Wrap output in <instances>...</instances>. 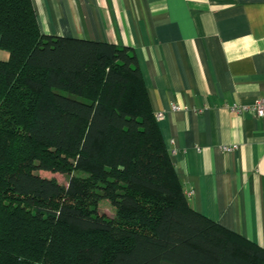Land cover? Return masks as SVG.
<instances>
[{"label":"trees","instance_id":"1","mask_svg":"<svg viewBox=\"0 0 264 264\" xmlns=\"http://www.w3.org/2000/svg\"><path fill=\"white\" fill-rule=\"evenodd\" d=\"M0 48V264H264L190 205L131 48L45 35L33 0H0Z\"/></svg>","mask_w":264,"mask_h":264},{"label":"crops","instance_id":"2","mask_svg":"<svg viewBox=\"0 0 264 264\" xmlns=\"http://www.w3.org/2000/svg\"><path fill=\"white\" fill-rule=\"evenodd\" d=\"M33 3L45 35L134 51L190 205L264 248V118L233 110L264 99V0Z\"/></svg>","mask_w":264,"mask_h":264},{"label":"rangeland","instance_id":"3","mask_svg":"<svg viewBox=\"0 0 264 264\" xmlns=\"http://www.w3.org/2000/svg\"><path fill=\"white\" fill-rule=\"evenodd\" d=\"M40 174H41V176H43L45 178L56 179L63 186H67L69 183V176H67V175H63V174H59V173L53 174L50 172H40ZM99 211L102 214H106L110 217H114L116 215V209L112 206V204L109 201H106V200L102 201L100 203Z\"/></svg>","mask_w":264,"mask_h":264},{"label":"built area","instance_id":"4","mask_svg":"<svg viewBox=\"0 0 264 264\" xmlns=\"http://www.w3.org/2000/svg\"><path fill=\"white\" fill-rule=\"evenodd\" d=\"M174 109H178V107H174ZM233 110L235 113H237L239 115L245 114L248 111H253L258 117L264 118V99L258 100L256 102V104L251 108H249V107H234ZM235 149H237V146L226 148L227 151H233ZM191 195H193V192L187 193L188 197Z\"/></svg>","mask_w":264,"mask_h":264}]
</instances>
